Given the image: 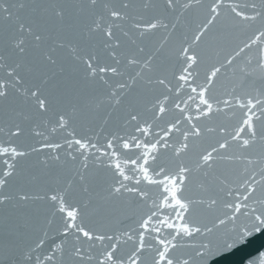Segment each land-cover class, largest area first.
<instances>
[{"label": "snow or ice", "instance_id": "1", "mask_svg": "<svg viewBox=\"0 0 264 264\" xmlns=\"http://www.w3.org/2000/svg\"><path fill=\"white\" fill-rule=\"evenodd\" d=\"M47 8L54 10L57 31L70 39L47 43L49 21L40 15ZM73 8L87 14L83 27L72 15ZM137 8L152 15L147 20L132 15ZM180 29L179 45L169 48V38ZM233 29L252 30L254 38L227 51ZM157 31L166 33L157 46L146 50L137 43ZM97 39L98 45L92 42ZM0 44V100L22 98L31 112L23 119L39 121L33 134L41 138L39 147L19 150L13 137L23 130L17 124L15 132L0 140V205L40 200L50 206L39 226L27 216L5 217L0 264H189L173 255L180 246L174 241L201 233L189 219L194 204L208 209L218 204L212 195L185 198L192 174L199 173L205 191L239 200V193L214 175L217 160L260 164V179L253 170L240 185L248 193L243 200L223 204L227 211L248 215L254 186L264 184V151L256 160L243 152L221 153H228L233 144L242 150L257 144L264 149V134L256 128V121L264 119V0H143L139 5L130 0H86L47 6L0 0ZM253 45L258 53L237 64ZM213 46L223 56L217 52L215 59L209 57ZM62 50L67 55L61 56ZM222 77L230 84L223 93L226 98L213 94ZM121 110L118 118L127 131L106 134L101 143L100 132ZM221 116L223 120L209 126ZM231 120L235 126L225 122ZM95 121H101L100 132L77 131L82 123ZM53 134L62 142H52ZM41 151L51 154L41 161L45 167L62 155L79 159L80 165L43 195L13 193L9 178L17 175L18 159ZM90 159L103 175L89 172ZM148 188L156 189L154 198ZM77 190L79 195L73 196ZM120 208L127 215L113 221ZM254 220L251 229H241L223 251L264 233V213ZM129 244L132 247L122 251ZM46 247L50 250L44 254ZM248 264H264V252Z\"/></svg>", "mask_w": 264, "mask_h": 264}, {"label": "water", "instance_id": "2", "mask_svg": "<svg viewBox=\"0 0 264 264\" xmlns=\"http://www.w3.org/2000/svg\"><path fill=\"white\" fill-rule=\"evenodd\" d=\"M25 2L30 4H40V5H50V4H73L78 5L81 3H86V0H25ZM113 2L119 3L120 0H113ZM132 4L139 5L143 3V0H130ZM154 3H162V0H153ZM240 2H248V0H240ZM259 2V0H256ZM73 16L79 17L81 21V27L88 22V17L86 13L80 12L78 9L70 10ZM27 10H25L26 14ZM131 14L134 16H143L145 20L149 19L152 15L151 12H145L139 8L131 10ZM40 15L44 16L49 21V29L51 39L47 41L48 44L52 43V40L60 39H70L67 33L57 31L55 27V17L54 10L47 8L40 10ZM195 25L193 24L192 27ZM125 31L128 30V24L124 23L122 25ZM116 34L119 36V30H115ZM183 29L178 30L173 33L169 38L168 47L174 48L179 45L182 39ZM232 37L229 44L225 46L227 51L232 48H236L237 45L243 47V43L249 42L250 38H254V32L252 30L240 31L231 30ZM191 36V32L187 33ZM163 31H157L149 34L142 41L138 40V44H142L146 50L151 49L159 44L163 39ZM121 39L125 38L121 36ZM78 43L80 41H73ZM94 44L99 43L98 39L92 41ZM129 48L134 50L133 45H128ZM238 50V49H237ZM3 47L0 44V53H2ZM259 51L257 45H253L250 49H246L244 53L237 59L236 63H241L246 56L256 55ZM217 52L223 56V52L220 48L213 46L207 52V55L212 59L216 58ZM61 56L67 55L66 50L60 52ZM203 68L201 65V79H203ZM230 87L229 79L222 77L220 81L217 82V86L213 89V94L220 97L223 96L225 88ZM122 110L119 113H114L113 119L109 121L107 125L104 126L103 132H100L101 121H95L92 123L84 122L78 128L77 131L81 135H94L96 132H100V142L103 143V137L106 134L116 132L123 135L126 128H124L123 120L118 117L122 116ZM24 116L31 117V112L28 105L20 97H9L8 101L0 100V140L7 139L6 133L9 131L15 132L16 125L19 124L22 128V134L18 137H13L19 150L29 151L31 147H39L38 141L40 137H36L33 134V127L35 124L39 123L38 120L31 119L26 121L23 119ZM224 117L214 118L213 122L209 126H213L215 123H219ZM232 126H235V120L225 121ZM203 123H209L204 121ZM163 122L161 127H163ZM256 128L258 134H264V119L256 121ZM43 130V128L39 129ZM48 134L47 132L45 133ZM52 142H62L58 134H53L51 137ZM264 151L260 145H253L252 148L242 150L239 145L233 144L228 153H221L222 155L229 154H240L243 152L248 155L251 159L256 160L258 154ZM51 155L46 151H41L39 153H31L23 158H19L17 161V175L9 178V188L15 192H28L30 195H43L44 191L49 190L54 187L58 181H62L63 177L69 175L72 171L76 170L80 161L67 160L63 157L60 161L49 160L47 166L45 167L41 161L44 160L46 156ZM161 159H164L162 155ZM248 171H245V168ZM260 164L246 165L243 161H223L217 160L213 166V173L216 177L224 179L227 181V185L230 186L234 194L239 193V200H229L227 197L223 196V193H217L215 190L205 191L201 187V177L199 173H193L189 179L188 184L185 186L184 196L189 200H200L207 199L210 195L216 196L218 199V204L213 209H208L204 205L194 204L189 219L194 223L198 224L202 231L200 234L193 235L190 239L185 238L178 241H174L178 246L173 255L182 259H187L189 264H248L249 260H255L260 252H264V233H254L253 237L245 243L244 246H237V248L230 250L229 252L223 251L224 247L231 243L235 236L243 228L251 229L252 224L255 222L254 218L257 215L264 213V184H257L255 193L252 198L247 201L248 203V215L244 213L234 214L233 212L227 211L223 208L225 202L235 203L243 200V197L248 193L244 192L240 185L243 184L245 180L251 175L252 171L257 172L256 179H260L261 173L259 172ZM89 172L104 174L103 169H99L94 166V162L90 159L89 161ZM2 174V171H0ZM150 196L153 198L157 195L156 189L148 188ZM78 190L73 193V196H78ZM50 206L46 201L32 200L26 203L18 204L16 200L11 201L7 206L0 205V244L3 241V233L5 229V217H10L12 219H23L26 216L30 217L34 222L39 224L43 219L49 214ZM127 212L120 208L113 216V221L116 219H122ZM235 215V219H228ZM220 220H225L224 224H220ZM126 223H131V221H126ZM211 228V232H204L203 229ZM31 243V240L27 241ZM132 245L122 246V251H127ZM47 247L44 249V254L49 251ZM199 253V255H198Z\"/></svg>", "mask_w": 264, "mask_h": 264}]
</instances>
